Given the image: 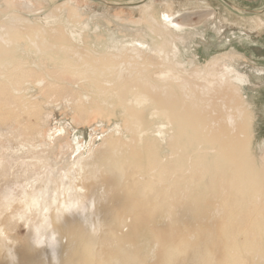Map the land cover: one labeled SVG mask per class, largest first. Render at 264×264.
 I'll list each match as a JSON object with an SVG mask.
<instances>
[{"label":"rangeland","instance_id":"rangeland-1","mask_svg":"<svg viewBox=\"0 0 264 264\" xmlns=\"http://www.w3.org/2000/svg\"><path fill=\"white\" fill-rule=\"evenodd\" d=\"M0 264H264V0H0Z\"/></svg>","mask_w":264,"mask_h":264},{"label":"bare ground","instance_id":"bare-ground-1","mask_svg":"<svg viewBox=\"0 0 264 264\" xmlns=\"http://www.w3.org/2000/svg\"><path fill=\"white\" fill-rule=\"evenodd\" d=\"M77 38V37H76ZM168 72V71H167ZM123 74V73H122ZM157 74V73H156ZM170 74V73H169ZM215 74V73H214ZM151 75V74H150ZM157 75H160V74H157ZM162 75V74H161ZM122 76V75H121ZM154 76V75H153ZM152 76V77H153ZM155 78H156V76H154ZM153 77V78H154ZM166 77V76H165ZM214 77L216 78V80H217V76L216 75H214ZM152 78V79H153ZM160 78V77H159ZM173 78V77H172ZM219 78V77H218ZM120 79V78H119ZM156 79H158V78H156ZM167 79V78H166ZM210 79V78H209ZM121 80V79H120ZM172 80V79H171ZM226 82V83H225ZM224 83H222V82H218V83H220L221 85H216V87H219V90L221 91L222 89H224V88H226L227 86H228V80H226ZM120 83V82H119ZM210 85H211V82L209 83ZM141 88H143L142 86H141ZM154 88V87H153ZM229 88V87H228ZM152 89V88H151ZM183 89H185V88H183V86H182V90ZM153 90V89H152ZM229 90L230 91H232V89L231 88H229ZM229 91V92H230ZM165 93V92H164ZM185 96V95H184ZM186 97H184V99H185ZM206 107V106H205ZM209 107H212V106H209ZM205 109V108H204ZM203 109V110H204ZM210 111H211V109H210ZM202 116V115H201ZM202 118V117H201ZM206 117L204 116V119H205ZM207 121H209L208 119H206ZM200 121V120H199ZM225 121V120H224ZM204 122V121H203ZM219 122V121H218ZM237 122V120L236 119H234V118H232L230 115H228V117H227V123L226 124H229V126H230V129H231V131H230V133H232V132H234L233 131V127H234V124ZM207 123V122H206ZM206 123H205V125H206ZM220 123V122H219ZM222 124V123H221ZM208 125V124H207ZM218 125V124H217ZM228 126V127H229ZM211 127V123L209 124V127L207 126V129L208 128H210ZM213 127V126H212ZM238 127V126H237ZM236 128V127H235ZM205 129H206V127H205ZM211 131V130H210ZM209 134V133H208ZM226 135V134H225ZM223 136V135H222ZM228 136V135H227ZM224 137V136H223ZM226 138V137H225ZM230 140H229V142H228V144L227 145H223V148L221 149L224 153H231L233 156H235L234 155V153H233V151L234 150H232V151H230V149L231 148H235V144L234 143H231V141H234V138H229ZM226 143V142H225ZM221 147V146H220ZM236 157V156H235ZM153 232H154V235H156V238L160 241V248L163 246V245H168L169 244V242H170V239H171V235H168V238H165V235H164V232H163V230L160 228V227H154L153 228ZM41 240H42V238H41ZM41 240H39V238H37V243L39 244H43L42 242H41ZM46 244V242H44V245ZM138 245H136V247H137ZM128 258V257H127Z\"/></svg>","mask_w":264,"mask_h":264}]
</instances>
